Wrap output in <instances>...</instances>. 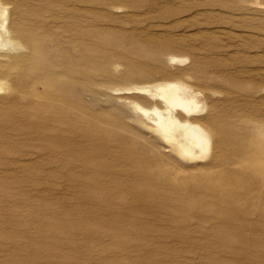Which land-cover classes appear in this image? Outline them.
<instances>
[{
	"label": "rangeland",
	"instance_id": "1",
	"mask_svg": "<svg viewBox=\"0 0 264 264\" xmlns=\"http://www.w3.org/2000/svg\"><path fill=\"white\" fill-rule=\"evenodd\" d=\"M0 3V264H264V0ZM166 82L200 158L123 94Z\"/></svg>",
	"mask_w": 264,
	"mask_h": 264
},
{
	"label": "bare ground",
	"instance_id": "2",
	"mask_svg": "<svg viewBox=\"0 0 264 264\" xmlns=\"http://www.w3.org/2000/svg\"><path fill=\"white\" fill-rule=\"evenodd\" d=\"M7 12V8L0 3V54L17 53L23 48L7 27ZM171 58L170 61H175ZM123 94H137L152 102L148 107L135 101L129 105L139 118L149 123L159 138L177 150L182 157L200 158L209 151L213 139L209 131L196 122L200 115L195 114L192 108L198 98L191 88L179 82H166L135 86L130 90L126 89Z\"/></svg>",
	"mask_w": 264,
	"mask_h": 264
}]
</instances>
